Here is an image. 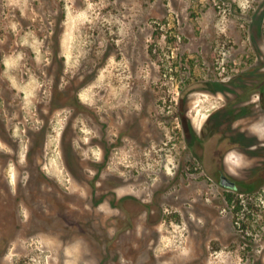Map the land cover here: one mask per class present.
I'll list each match as a JSON object with an SVG mask.
<instances>
[{
  "label": "rangeland",
  "instance_id": "374dc122",
  "mask_svg": "<svg viewBox=\"0 0 264 264\" xmlns=\"http://www.w3.org/2000/svg\"><path fill=\"white\" fill-rule=\"evenodd\" d=\"M0 56V264H264V156L202 131L264 142V0H0Z\"/></svg>",
  "mask_w": 264,
  "mask_h": 264
},
{
  "label": "flooded vegetation",
  "instance_id": "af4514ba",
  "mask_svg": "<svg viewBox=\"0 0 264 264\" xmlns=\"http://www.w3.org/2000/svg\"><path fill=\"white\" fill-rule=\"evenodd\" d=\"M60 34H61V32L58 33L57 38H55V40H56V45L55 46L57 47V49H56L57 54L55 53V55H56L57 58H58L59 52L61 50V48L59 46L60 45V40H61L60 39ZM258 80L259 81L254 82V84H253L254 85V88H253L254 92H252V93L253 94H257V96H258V104L262 108H264V92H263L264 80H260V79H258ZM59 88L60 87L57 86V87H54V89L52 90V101H53L52 106H54L55 104L59 103V102L56 103L55 100H57V101L58 100H62L63 97H64L65 99L67 98V100H66L67 102H68V100H71V102L59 103V104H62V105H57V106H64V107L71 106V107L83 108L84 105L81 103L80 98L77 95V93L75 94V92H72L75 95H70V97H69L70 99H69L68 98L69 95H66V93H64V92L57 91ZM252 93H251V95L249 97L250 98L249 99L250 102L251 101L252 102L255 101L252 98V95H253ZM238 96H239V98L237 99L238 101L234 105H238V104L243 102V98L240 97L239 93H238ZM223 106H225V107L218 111V113H220V115H221L220 118L214 117V115L213 116L212 115L209 116V118L207 119L205 125H203V128H202V131L204 132V134H206L207 137H210V138H213V137H216V136L219 137V139L220 138H222V139L228 138V139H225L224 141L225 142L227 141V143L234 141L232 144L236 143L239 146L243 144V147H244L246 153H248L249 155L255 156L257 154H260V155L264 156V142L261 141V137L259 135L255 136L254 138H252V137H250V135L248 134L247 131H242L240 129L237 132H234L236 130V128L234 127V123L238 122L241 118L245 117L249 113L239 112L242 109V108H239V109H237V111L239 113L237 115H234V113L231 112L228 109V108H230L229 102L224 103ZM234 112H236V111L234 110ZM1 114L2 113H0V140H2V142H5L4 135H3L4 133L3 132L5 131L6 124H5V118L2 117ZM96 114H98V113H96ZM232 114H233V116H232ZM215 120L217 122L214 123V124H211ZM224 125L225 126L227 125V126L224 127ZM224 128H226V130ZM222 142H223V140H222ZM255 148H257V149H255ZM224 151H225V149H224ZM1 157H3V155L0 152V158ZM0 170H4V166H2V168ZM255 170L257 172L259 169L256 168ZM217 174H219V183L222 186L228 187V188H232L233 190L238 189V186H242L244 189H246V191L250 192V191L255 190V188L258 186V184H260L259 183L260 179H258V178L261 175H259L258 177H255V175H254V178L249 176L246 179L239 180V179H236V178L232 177L229 174V172L226 170V168L224 167V165L222 163H220L219 166H218ZM98 179H99V181H101L100 178H98ZM120 180L122 181L123 177ZM127 183L128 182H125V184H127ZM122 184H124V183H122ZM97 190H99V192H100V190L102 191L101 186L97 187ZM114 194H116V193H114ZM98 201H99V203L102 201V195H100V197H98ZM120 205L122 206V204H120ZM114 206L116 207L117 203H115ZM56 211L60 212V210H56Z\"/></svg>",
  "mask_w": 264,
  "mask_h": 264
},
{
  "label": "trees",
  "instance_id": "16d2710c",
  "mask_svg": "<svg viewBox=\"0 0 264 264\" xmlns=\"http://www.w3.org/2000/svg\"><path fill=\"white\" fill-rule=\"evenodd\" d=\"M263 92H264V86H263Z\"/></svg>",
  "mask_w": 264,
  "mask_h": 264
}]
</instances>
